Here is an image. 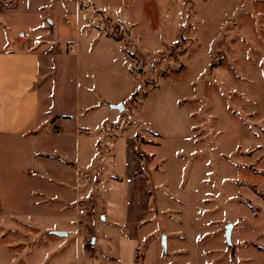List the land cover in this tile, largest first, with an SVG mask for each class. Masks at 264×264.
<instances>
[{
    "label": "rangeland",
    "instance_id": "374dc122",
    "mask_svg": "<svg viewBox=\"0 0 264 264\" xmlns=\"http://www.w3.org/2000/svg\"><path fill=\"white\" fill-rule=\"evenodd\" d=\"M4 1L18 3L4 16L17 33L42 17L54 39L78 38L54 59V105L75 114L88 102L111 141L81 170L76 203L61 185L76 172L75 137L48 127L0 140V264L91 255L103 223L89 201L127 133L153 190L136 264H264V0ZM110 100L123 101L113 111ZM35 151L51 156L39 161L45 177L32 173Z\"/></svg>",
    "mask_w": 264,
    "mask_h": 264
},
{
    "label": "crops",
    "instance_id": "0c3cea01",
    "mask_svg": "<svg viewBox=\"0 0 264 264\" xmlns=\"http://www.w3.org/2000/svg\"><path fill=\"white\" fill-rule=\"evenodd\" d=\"M17 9L18 3L9 5L0 0V27H4L0 36V140L13 137L37 139L48 127L54 135H65L63 142L66 144L68 136L75 137L76 172L69 175L65 185H61L67 193L69 191L74 195L77 203L83 193L75 186L81 170L90 167L97 144L111 141L106 133H102L108 120L103 118V126L95 131L89 121L93 107L88 102L83 105L82 99L76 103L75 114L57 109L51 88L53 62L56 58H67L69 43H78V38L54 39V21L49 23L42 17L30 29H21L17 33L7 27L4 18ZM80 11H77V17L81 19ZM85 13H88L87 9ZM97 30L102 34L99 28ZM20 31L25 32L28 38H20ZM76 52L74 48L73 53ZM121 101L110 100L111 109L114 111V105ZM138 140L136 134L127 133L118 135L113 141L112 174L107 178L103 176L94 185L93 201H89L103 226L92 238L91 255L80 251L77 264H136L141 244L140 228L149 215L150 197L147 195L153 192H148L141 172L142 154L138 155L136 149ZM82 146H86V155L81 154ZM34 157L37 162L32 173L45 177V168L40 166L39 161L51 157L50 154L35 151ZM153 200L155 202L154 197ZM154 204L156 206V202ZM77 211L75 216L79 215Z\"/></svg>",
    "mask_w": 264,
    "mask_h": 264
},
{
    "label": "built area",
    "instance_id": "2783aa9c",
    "mask_svg": "<svg viewBox=\"0 0 264 264\" xmlns=\"http://www.w3.org/2000/svg\"><path fill=\"white\" fill-rule=\"evenodd\" d=\"M19 37L22 38V39H27V38H28L27 35H26V33L23 32V31L19 33ZM70 50H71L72 52H74V47L71 46V47H70ZM56 131H58V130H56ZM81 213H85V211H84L83 209H81Z\"/></svg>",
    "mask_w": 264,
    "mask_h": 264
}]
</instances>
